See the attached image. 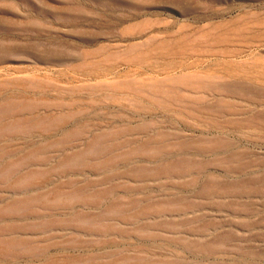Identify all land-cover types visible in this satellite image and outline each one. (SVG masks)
Returning a JSON list of instances; mask_svg holds the SVG:
<instances>
[{
    "label": "rangeland",
    "instance_id": "1",
    "mask_svg": "<svg viewBox=\"0 0 264 264\" xmlns=\"http://www.w3.org/2000/svg\"><path fill=\"white\" fill-rule=\"evenodd\" d=\"M0 264H264V0H0Z\"/></svg>",
    "mask_w": 264,
    "mask_h": 264
}]
</instances>
